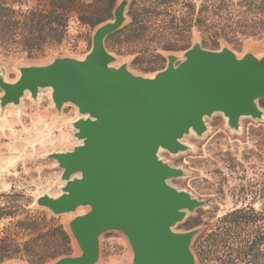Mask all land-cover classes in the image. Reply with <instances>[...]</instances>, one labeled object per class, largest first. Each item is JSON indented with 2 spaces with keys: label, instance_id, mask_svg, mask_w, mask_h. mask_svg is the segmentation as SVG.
<instances>
[{
  "label": "water",
  "instance_id": "obj_1",
  "mask_svg": "<svg viewBox=\"0 0 264 264\" xmlns=\"http://www.w3.org/2000/svg\"><path fill=\"white\" fill-rule=\"evenodd\" d=\"M127 6L121 0L113 19L96 28L83 59L18 67L14 83L0 75L1 111L19 107L25 93L36 100L50 89L55 110L69 104L79 116L71 123L78 144L45 156L61 170L59 194L34 201L53 216L88 209L67 223L80 254L53 264H96L99 239L108 232L125 237L131 264H197L191 244L200 228L174 229L204 202L170 185L184 171L159 154L186 153L184 137L203 136L205 119L214 114L236 132L241 118L264 117V53L238 57L227 47L213 51L195 42L182 60L167 54L166 67L152 77L133 74L126 63L115 67L105 40L125 25Z\"/></svg>",
  "mask_w": 264,
  "mask_h": 264
},
{
  "label": "rangeland",
  "instance_id": "obj_2",
  "mask_svg": "<svg viewBox=\"0 0 264 264\" xmlns=\"http://www.w3.org/2000/svg\"><path fill=\"white\" fill-rule=\"evenodd\" d=\"M120 1H111L112 11L105 22L113 19V11ZM5 2L12 6L16 18L21 21L26 12L33 8L43 10L48 4L46 0ZM106 4L105 1L98 2L97 9L103 10ZM82 14V10H75L69 15L66 32L58 42L51 34L35 35L32 49L23 46L22 32L0 31V75L6 82L14 83L19 77L18 67L46 65L59 57L83 59L91 49L96 28L101 24L91 27L82 23L79 19ZM41 38L45 42L38 45ZM195 42L201 44L198 34L192 37L191 44ZM263 45L262 40L248 39L237 47L222 43L218 50L227 47L238 57L246 52L261 55ZM144 48L147 52L137 61V68L146 66L149 61L147 55L152 45L145 43ZM106 49L116 57L115 67L126 63L133 74L143 77H152L156 73H143L132 67L134 55H131L130 48L119 44L117 37L111 39ZM167 54H175L182 60L183 52L166 53L158 69L166 67ZM50 94V89L40 90L33 100L29 93H25L19 107L0 110V246L6 247L11 257L3 259L0 264H30L31 257L24 253L25 244L39 242V233L49 225H61L69 235L68 221L88 211L81 208L74 214L53 216L34 204L42 194L57 196L62 186L59 181L61 170L55 161L45 157L46 154L70 151L78 144L71 126L79 117L76 108L67 104L58 112ZM259 107L264 112V106L259 104ZM205 124L207 131L203 136L192 133L184 137L182 142L189 148L186 153L172 156L162 151L159 154L169 166L184 171V177L169 181L170 185L204 202V207L189 213L185 219L200 224L199 227L234 209L246 206L258 209L264 203V117L262 120L241 118L237 132L228 128L222 114L205 119ZM26 220L37 222L33 232L22 225ZM174 230L186 231L181 224ZM71 240L72 247L67 256H78L80 252ZM58 258L42 264H53ZM131 259V250L122 234L108 232L100 237L96 264H131Z\"/></svg>",
  "mask_w": 264,
  "mask_h": 264
},
{
  "label": "trees",
  "instance_id": "obj_3",
  "mask_svg": "<svg viewBox=\"0 0 264 264\" xmlns=\"http://www.w3.org/2000/svg\"><path fill=\"white\" fill-rule=\"evenodd\" d=\"M46 1L43 10L33 8L21 21L12 6L0 0V31L22 32L23 46L32 49L35 35L51 34L52 39L60 41L69 15L75 10H82L80 21L91 27L104 23L112 11V0ZM104 1L106 7L97 9V3ZM126 17L127 23L106 38L105 46L117 37L119 44L130 48L134 55L131 66L143 73L158 72L164 54L189 49L194 34L199 35L203 48L213 51L222 43L237 47L248 39L264 41V0H130ZM44 42L41 38L37 44ZM145 43L152 45L149 61L137 68V61L147 52ZM259 104L264 106V100ZM22 225L33 232L37 222L26 220ZM181 225L186 231L200 226L191 220ZM199 228L191 244L198 264H264V203L258 209H234ZM39 236V242L25 244L30 264H42L71 251L72 240L61 225L46 226ZM8 251L0 246V262L11 258Z\"/></svg>",
  "mask_w": 264,
  "mask_h": 264
}]
</instances>
